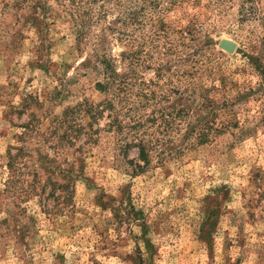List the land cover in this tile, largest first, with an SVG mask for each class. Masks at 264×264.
Masks as SVG:
<instances>
[{
	"label": "rangeland",
	"instance_id": "obj_1",
	"mask_svg": "<svg viewBox=\"0 0 264 264\" xmlns=\"http://www.w3.org/2000/svg\"><path fill=\"white\" fill-rule=\"evenodd\" d=\"M17 1L27 0H0V264H264V74L256 69L264 67V19L240 15L256 0H204L195 9L162 0L161 8L174 6L166 21L186 14L193 37L169 30L151 42L147 21L128 25L124 43L102 30L117 24L111 4L100 23L81 28L55 0L44 10ZM224 39L236 43L233 52ZM129 49L140 53L138 65L125 57ZM103 50L118 78L128 77L122 131L107 106L117 87L96 86L105 79ZM30 95L35 104L22 109ZM78 103L102 114H77L92 136L84 130L74 146L57 149L54 179L70 186L48 191L65 202L51 198L46 210L39 195L22 202L5 193L19 125L34 114L38 134L26 146L40 142L53 155L57 137H45ZM139 118L145 124L132 130ZM143 132L152 139L148 163L137 147H123Z\"/></svg>",
	"mask_w": 264,
	"mask_h": 264
},
{
	"label": "trees",
	"instance_id": "obj_2",
	"mask_svg": "<svg viewBox=\"0 0 264 264\" xmlns=\"http://www.w3.org/2000/svg\"><path fill=\"white\" fill-rule=\"evenodd\" d=\"M55 1L58 4L60 11L64 12L67 16L72 17L75 26H80L81 28H87L92 23H96V25L100 23L103 18L107 17L109 13L108 5L111 4V14L116 13L114 21H116L117 24L115 25L113 24V21H111L110 25L108 24L105 27H102V30L104 32L109 30L110 33L108 32V34L111 35L112 38H116L121 43H124L127 36H129L126 27L134 23L138 25H144L147 21L151 22L152 27H155L154 32H150L151 42H153V40L156 41L158 38L160 39L163 36L168 37L169 30L180 33L182 40L186 38L185 34H189L193 37L194 31L197 30L196 25H188L182 22V20L187 17L186 14L182 13L179 17H177L176 23L169 24L165 19V12L172 10L174 6L171 5L168 8H161L160 6L162 0H131L129 7H126L123 0ZM98 1L101 2L100 13L94 18V4ZM23 2H28V0ZM23 2L17 1L16 4L22 5ZM31 2H33L34 7H40L44 10L45 7L43 6V3H46L47 0H32ZM180 2L182 3V6L185 5V7L186 5H189L188 3H191L190 6H192L194 9L195 7H205L204 0H180ZM256 2L261 6L253 5L249 10H245V8H243L240 14L241 22L247 20L249 16L254 17L258 16L259 14H261V18L264 19V0H256ZM54 11L55 10L52 8L51 12ZM50 16L55 19L57 15L51 13ZM106 37V35L101 36L100 41L103 42ZM143 38H145L144 35ZM101 42H99V44ZM168 42L173 43L171 41ZM181 42L183 45H185L184 41ZM144 44H146L145 40L141 41L140 46H143ZM132 46H134V44ZM153 47L157 46L155 45ZM168 50L171 51L172 49L168 48ZM139 56L140 53L135 51V49H129L125 55L127 59L131 60V64L135 65L139 64ZM97 61L102 66L101 73L104 74L105 78L104 81H97V88L101 91H108V87L110 85L111 87H117V93H113V98L111 97V102H107V106L111 108V111L115 112L114 116L116 117L112 121V125H114L118 131H122L124 130L123 128L126 127V124L123 126L122 121L118 119L120 110L118 106L119 103H127L128 96L127 98L121 97V93L128 91V77L118 78L116 61L114 58L108 56L106 50H103V52L98 56ZM255 64L257 63L255 62ZM256 69L264 74V67L257 64ZM34 99L35 98L32 95L29 96V99H25L22 103V109H27L30 105V102L33 106L35 104ZM210 102L211 100H209V103ZM83 110L87 113H90L94 120H96V118L102 114V111L97 110L94 112L92 105L86 106L85 103H78L76 106L68 107L64 111L62 118L54 120V123L50 128L49 136L45 137V141H49L53 137H57V145L51 147L55 149L53 155L43 149L40 142L36 144L38 149H29L26 146L27 141L31 138H34L38 134L39 123L35 119L34 114H32L29 121L19 125L20 127L24 128L25 131L20 133L18 136V141L20 144L17 146H10L7 152V169L9 172V177L5 183V193L11 194L13 198L22 200V202L34 195H39L41 197V203L43 207L46 208V210H48L49 199L51 198H55L59 203L65 202L61 194L55 195V192H49L48 189L50 188V190L53 189L54 191L56 187L69 188L70 186V182L62 183L54 179V175L56 173L55 164L63 162L62 153H60V151L57 149L63 147L66 144L74 146L79 136L82 135L83 131H87V129H84L86 126L78 123L77 120V116ZM181 114L182 113L179 112V116H181ZM94 120L89 123L90 129L93 128ZM144 124L145 121L139 118V120H136L134 125L130 128L135 130L139 126L142 127ZM84 133L89 137L92 136L89 131ZM42 135L45 136V134ZM198 136V140L202 143L205 140V134L200 132ZM131 137L132 142L126 145L124 144L123 147H137L139 151V158L145 161V163H148L147 160L149 152L152 149L150 146L152 139L146 136V133L144 132L141 134L137 133L136 135L132 134ZM124 138L126 140L128 137L125 136ZM34 153H36L38 159L32 162ZM48 166H54L53 168H50V172L47 170ZM44 176L45 179H43ZM17 207L19 206L17 205Z\"/></svg>",
	"mask_w": 264,
	"mask_h": 264
},
{
	"label": "water",
	"instance_id": "obj_3",
	"mask_svg": "<svg viewBox=\"0 0 264 264\" xmlns=\"http://www.w3.org/2000/svg\"><path fill=\"white\" fill-rule=\"evenodd\" d=\"M222 46H223L225 49H227L228 51L233 52V51L235 50V48H236V43L233 42V41H230V40H228V39H224V40L222 41Z\"/></svg>",
	"mask_w": 264,
	"mask_h": 264
}]
</instances>
